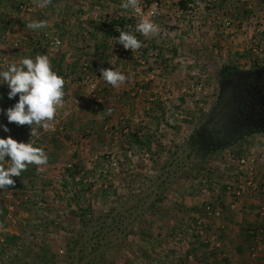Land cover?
Returning a JSON list of instances; mask_svg holds the SVG:
<instances>
[{"label": "rangeland", "instance_id": "rangeland-1", "mask_svg": "<svg viewBox=\"0 0 264 264\" xmlns=\"http://www.w3.org/2000/svg\"><path fill=\"white\" fill-rule=\"evenodd\" d=\"M22 1L11 2L13 13ZM187 3L181 4L186 20L160 23L159 35L137 37L148 47L147 55L132 59L146 67V81L123 88L120 98H115L120 88L111 87L116 90L107 100L105 84L98 83L93 100L86 83L72 133L62 105L51 122L56 127L39 130L35 145L43 146L47 165L40 166L42 171L29 165L12 177L14 186L0 190V264H182L195 261L192 247L217 248L212 219L205 227H198L196 219L208 200L221 217L224 196L220 191L217 197L200 196L199 179L211 168L222 181L245 185L244 179L226 174L221 159L228 151L260 156L264 132L213 147L202 125L225 69L264 65V51L252 50L264 39V0ZM7 14L0 11L1 36L7 34ZM128 17L124 27L134 29V18ZM20 32L12 40L21 41ZM149 57L155 58L147 66ZM117 61L108 59L113 67ZM5 88L0 86V94ZM17 129L24 134L19 141L29 135L27 126ZM257 165L256 188L227 196V208L249 205L260 222L248 232L245 264H264V167Z\"/></svg>", "mask_w": 264, "mask_h": 264}, {"label": "crops", "instance_id": "crops-1", "mask_svg": "<svg viewBox=\"0 0 264 264\" xmlns=\"http://www.w3.org/2000/svg\"><path fill=\"white\" fill-rule=\"evenodd\" d=\"M13 1L0 0V11L11 14H7L8 16L6 15L4 18L7 34L1 36L0 33V58H6L7 67L9 62L18 61L24 56H32L33 58L37 54L48 56L53 70L65 80L63 109L62 113H60L65 118L67 117L71 133L75 129L73 120L76 121V106L84 103L83 100L86 97L82 93V87H86L87 84L79 72L82 63L87 62L91 72L98 75L99 82H102L108 88L104 91L106 92L105 100L111 99L116 89H109L113 86L100 77L101 74L98 69L100 67L114 68L108 62L110 57L118 59V64L115 68H118L129 77V79L118 86L120 90L117 88L119 92L115 98H120L123 88L128 89L139 80L141 82L147 80L146 71H143L146 67L143 66L144 64H135L132 57L138 56L137 54L139 53L147 55L146 48L148 47L144 45L142 49L140 48L137 51L125 50L122 45L114 42V34L118 35L119 33L114 31L111 33L110 31L115 28L116 19H124L130 14L128 10L121 7V0H51V3L44 8L37 7L34 0H23L17 7L19 12L16 13H13L11 9V2ZM187 1L159 0L161 14L154 19L155 23L159 25L160 23H170L174 20H186L188 15L186 9L181 7V4L184 6ZM252 2L255 3L256 1ZM6 8H8L7 11ZM18 8L21 10H18ZM39 20L47 21L48 27L36 31L27 27L32 21ZM19 30H21L19 33L21 41L12 40L18 37L15 33ZM114 30L119 31V26L116 25ZM160 31H162L161 27ZM136 35L139 39L143 37L139 33H136ZM9 38L11 39L9 40ZM152 58L155 57L148 58L147 66L148 63L149 65L151 64L150 60ZM0 69H2L1 66ZM134 70H139V72L134 74ZM2 102H5V107L7 108L15 101L8 103L7 97L3 96L0 99V107L4 108L1 104ZM79 107L77 108L79 109ZM78 114L79 116L81 115L80 113ZM72 118L74 119L72 120ZM0 121L7 123L6 117L2 115H0ZM8 127L11 129L9 134L12 137H18L17 141L21 138L20 136L24 135L23 131H18L16 124H8ZM9 134L0 132V136ZM53 136L56 137V135ZM261 180L264 184L263 177H261ZM247 200H249V204H253L255 196ZM229 201L230 199L225 195L224 200L221 201V204H223L221 208L222 216L212 218V222L209 224L210 230L218 237L215 239L217 240L216 242L213 241L217 248L213 249L211 247L203 250L201 246L192 247L196 262L182 260V264H221V262L222 264H227L228 261H232L233 264H245V261H248V250L246 251L250 241L248 232L260 225V222H256L257 218L254 215V211L249 213V205L246 207L236 205L235 210L231 211L232 209L227 208V202Z\"/></svg>", "mask_w": 264, "mask_h": 264}, {"label": "clouds", "instance_id": "clouds-1", "mask_svg": "<svg viewBox=\"0 0 264 264\" xmlns=\"http://www.w3.org/2000/svg\"><path fill=\"white\" fill-rule=\"evenodd\" d=\"M37 7H47L51 0H34ZM121 7L138 17L135 28L128 26L121 30L115 37L118 45L125 50L136 51L142 47V41L136 33L144 37L155 36L159 33L157 25L150 14L142 10L140 0H123ZM34 31L45 29L48 22L32 21L27 25ZM100 77L113 87L124 83L129 77L118 68L99 69ZM7 87V98L15 101L10 107H0V115L6 117L7 123L0 121V132L9 134L11 129L8 124L28 126L30 139L27 142L17 141L10 134L0 136V190H9V186L15 185L12 177H20L29 165H47L48 156L42 147L36 146L31 138H39V130H51L52 121L57 109L63 103L65 80L53 70L48 56L37 54L21 57L18 61L9 62L6 68L0 69V86ZM18 97V99H17ZM3 95L0 94V99Z\"/></svg>", "mask_w": 264, "mask_h": 264}, {"label": "flooded vegetation", "instance_id": "flooded-vegetation-1", "mask_svg": "<svg viewBox=\"0 0 264 264\" xmlns=\"http://www.w3.org/2000/svg\"><path fill=\"white\" fill-rule=\"evenodd\" d=\"M218 83L214 106L202 125L209 145L219 147L264 132V65L229 67Z\"/></svg>", "mask_w": 264, "mask_h": 264}, {"label": "built area", "instance_id": "built-area-1", "mask_svg": "<svg viewBox=\"0 0 264 264\" xmlns=\"http://www.w3.org/2000/svg\"><path fill=\"white\" fill-rule=\"evenodd\" d=\"M123 2V0H122ZM140 5L141 8L144 12L146 13H151L153 11L156 12V15L151 16V19L154 21V19L161 14V9L159 6V0H151L149 2L145 0H140ZM188 7L192 6V3H187ZM130 12V16L134 18L135 23H137L138 17H136L131 10H128ZM264 28L260 29V31H263ZM252 50L257 52V50L264 51V39H260L255 41ZM0 66L2 68L6 67V59L5 58H0ZM81 76L83 77L84 81L88 84V86L91 88V98H97L96 95V90L98 89V77L97 75H93L90 71L89 65L87 62L82 63L80 70H79ZM5 90V91H4ZM3 90L4 94L7 97V87ZM8 100V103L13 102V100ZM94 100V99H93ZM98 100V99H97ZM56 127V123L52 124V128ZM30 139V135L27 137H24L22 141L27 142ZM37 138L33 137L31 138V141L36 144L37 143ZM221 162L224 164L225 169H226V174L232 173L233 177L236 178H242L245 180V185H235L232 184L231 182H225L222 181V178L215 177L214 174L211 172V168H207L204 175H202L199 179V187H198V192L200 196L206 197L211 196L210 194H215V197L219 194L222 196H228L231 194H235V196H243L245 193V189L247 187L254 188L255 184L253 183V178L255 177L256 174V167L258 166L257 164H262L264 167V153H262L260 156H256L254 154H241L238 151H228L226 155L221 159ZM220 190H219V189ZM256 188V187H255ZM217 189V190H216ZM216 190V191H215ZM262 196H264V190L261 193ZM211 201H205L203 204V214L197 217L196 224L198 227H203L207 221V219H212L214 217H217L220 215V212L218 209L214 208L211 205ZM263 213V212H262ZM205 227V226H204ZM255 245V244H254ZM251 250H254L252 247Z\"/></svg>", "mask_w": 264, "mask_h": 264}, {"label": "trees", "instance_id": "trees-1", "mask_svg": "<svg viewBox=\"0 0 264 264\" xmlns=\"http://www.w3.org/2000/svg\"><path fill=\"white\" fill-rule=\"evenodd\" d=\"M130 18V17H129ZM131 19V18H130ZM128 19H121V20H115V23L114 24H117V26H119V31L118 30H112L111 28V33L112 31L116 32V33H119L121 30H126V28L124 27L125 25V22L124 21H127ZM133 28V27H132ZM17 178V177H16Z\"/></svg>", "mask_w": 264, "mask_h": 264}]
</instances>
